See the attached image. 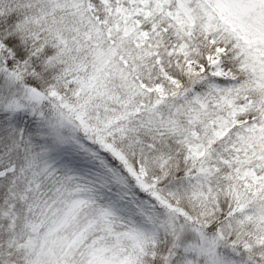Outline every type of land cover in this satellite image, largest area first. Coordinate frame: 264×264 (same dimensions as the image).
<instances>
[{"label":"snow or ice","instance_id":"1","mask_svg":"<svg viewBox=\"0 0 264 264\" xmlns=\"http://www.w3.org/2000/svg\"><path fill=\"white\" fill-rule=\"evenodd\" d=\"M0 264H264V0H0Z\"/></svg>","mask_w":264,"mask_h":264}]
</instances>
